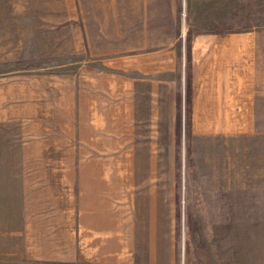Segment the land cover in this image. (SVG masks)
<instances>
[{
  "label": "rangeland",
  "instance_id": "1",
  "mask_svg": "<svg viewBox=\"0 0 264 264\" xmlns=\"http://www.w3.org/2000/svg\"><path fill=\"white\" fill-rule=\"evenodd\" d=\"M77 3L0 0V264H45L38 225L73 199L78 220L124 199L141 264H264V135L204 136L186 110L190 37L264 32V0H175L158 80L92 58Z\"/></svg>",
  "mask_w": 264,
  "mask_h": 264
},
{
  "label": "crops",
  "instance_id": "2",
  "mask_svg": "<svg viewBox=\"0 0 264 264\" xmlns=\"http://www.w3.org/2000/svg\"><path fill=\"white\" fill-rule=\"evenodd\" d=\"M174 1L76 0L88 54L125 77L158 80L174 76L179 65ZM187 58L192 128L204 136L264 135V32L194 35ZM177 118L173 123H179ZM68 204V212L62 214L66 219L61 220L57 207L46 213L52 218L38 225L41 235L36 238L32 260L45 264H141L142 238L135 214L125 207L124 199L115 219L108 210L102 218L100 208H93L81 213L79 209L82 218L78 220L76 199Z\"/></svg>",
  "mask_w": 264,
  "mask_h": 264
},
{
  "label": "trees",
  "instance_id": "3",
  "mask_svg": "<svg viewBox=\"0 0 264 264\" xmlns=\"http://www.w3.org/2000/svg\"><path fill=\"white\" fill-rule=\"evenodd\" d=\"M188 98H189V96H188ZM187 104H188V107H187L186 110H187V112L189 113V109H190V108H189V99H188V101H187Z\"/></svg>",
  "mask_w": 264,
  "mask_h": 264
}]
</instances>
